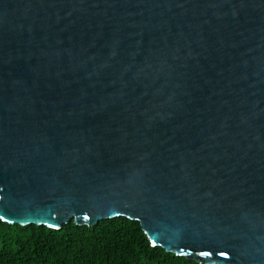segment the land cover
Returning <instances> with one entry per match:
<instances>
[{
  "label": "water",
  "instance_id": "water-1",
  "mask_svg": "<svg viewBox=\"0 0 264 264\" xmlns=\"http://www.w3.org/2000/svg\"><path fill=\"white\" fill-rule=\"evenodd\" d=\"M116 216L264 264V0H0V219Z\"/></svg>",
  "mask_w": 264,
  "mask_h": 264
},
{
  "label": "trees",
  "instance_id": "trees-1",
  "mask_svg": "<svg viewBox=\"0 0 264 264\" xmlns=\"http://www.w3.org/2000/svg\"><path fill=\"white\" fill-rule=\"evenodd\" d=\"M0 264H205L151 245L138 220L116 216L95 225L73 220L55 229L0 219Z\"/></svg>",
  "mask_w": 264,
  "mask_h": 264
}]
</instances>
